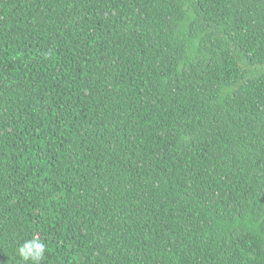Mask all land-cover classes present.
Masks as SVG:
<instances>
[{
	"label": "trees",
	"instance_id": "obj_1",
	"mask_svg": "<svg viewBox=\"0 0 264 264\" xmlns=\"http://www.w3.org/2000/svg\"><path fill=\"white\" fill-rule=\"evenodd\" d=\"M0 264H264V0H0Z\"/></svg>",
	"mask_w": 264,
	"mask_h": 264
},
{
	"label": "clouds",
	"instance_id": "obj_2",
	"mask_svg": "<svg viewBox=\"0 0 264 264\" xmlns=\"http://www.w3.org/2000/svg\"><path fill=\"white\" fill-rule=\"evenodd\" d=\"M25 259H27V257H25Z\"/></svg>",
	"mask_w": 264,
	"mask_h": 264
}]
</instances>
